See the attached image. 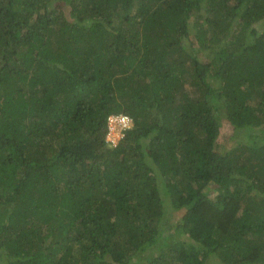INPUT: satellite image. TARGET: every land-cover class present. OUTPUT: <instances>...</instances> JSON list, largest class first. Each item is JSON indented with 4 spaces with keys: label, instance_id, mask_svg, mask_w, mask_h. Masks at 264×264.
Returning <instances> with one entry per match:
<instances>
[{
    "label": "trees",
    "instance_id": "trees-1",
    "mask_svg": "<svg viewBox=\"0 0 264 264\" xmlns=\"http://www.w3.org/2000/svg\"><path fill=\"white\" fill-rule=\"evenodd\" d=\"M0 264H264V0H0Z\"/></svg>",
    "mask_w": 264,
    "mask_h": 264
},
{
    "label": "built area",
    "instance_id": "built-area-1",
    "mask_svg": "<svg viewBox=\"0 0 264 264\" xmlns=\"http://www.w3.org/2000/svg\"><path fill=\"white\" fill-rule=\"evenodd\" d=\"M132 123L130 116L126 114H116L109 117V132L107 138L115 143L123 134V130L129 127Z\"/></svg>",
    "mask_w": 264,
    "mask_h": 264
},
{
    "label": "rangeland",
    "instance_id": "rangeland-1",
    "mask_svg": "<svg viewBox=\"0 0 264 264\" xmlns=\"http://www.w3.org/2000/svg\"><path fill=\"white\" fill-rule=\"evenodd\" d=\"M228 129H229V128L225 127V128L223 129V134H224V136H225V142H226V145L230 146L231 143H232V141H231V140H228V139H229V138H228V136H229V131H228ZM222 140H223V137H222Z\"/></svg>",
    "mask_w": 264,
    "mask_h": 264
}]
</instances>
